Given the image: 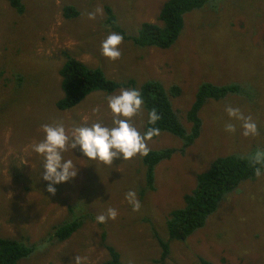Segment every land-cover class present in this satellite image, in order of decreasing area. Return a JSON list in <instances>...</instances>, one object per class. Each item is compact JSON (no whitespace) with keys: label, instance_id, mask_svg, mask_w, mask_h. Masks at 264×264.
<instances>
[{"label":"rangeland","instance_id":"obj_1","mask_svg":"<svg viewBox=\"0 0 264 264\" xmlns=\"http://www.w3.org/2000/svg\"><path fill=\"white\" fill-rule=\"evenodd\" d=\"M165 1L23 0L20 14L8 0H0V235L37 244L34 254L18 264H75L78 255L84 264H101L109 257L104 232L127 264H160L162 248L154 232L167 238V217L184 205L197 173L208 170L217 156L255 157L264 150V0H215L204 11L194 10L170 48L140 47L124 38L120 60L101 54V41L115 32L105 22L106 5L113 7L127 34L134 35L144 21L161 23ZM66 5H74L79 14L66 17ZM97 9L102 13L89 19L88 13ZM68 55L118 82L135 79L137 89L154 79L167 87L179 84L182 94L173 103L189 128L187 111L201 82H237L241 87L239 94L205 105L201 135L184 154L157 166L155 190L140 193L146 183L141 156L105 165L81 160L87 158L74 150L77 157L69 152L66 158L80 164L79 173L56 185L52 194L43 180L42 157L32 151L43 138L41 126L62 121L71 130L85 118L89 124L98 119L110 124L106 97L123 89L95 91L77 106L59 109L57 101L64 95L60 68ZM229 105L253 118L258 135L245 137L238 121H232L235 134L224 132ZM146 119L144 108L133 123L144 131ZM182 146L180 138L163 131L149 142L150 149ZM129 190L137 192L139 211L125 198ZM109 207L117 210V218L97 223L96 216ZM75 216L85 219L72 237L49 241L55 224ZM170 249L164 264H201V258L214 264H264V176L227 193L202 228L184 242L171 241Z\"/></svg>","mask_w":264,"mask_h":264},{"label":"trees","instance_id":"obj_2","mask_svg":"<svg viewBox=\"0 0 264 264\" xmlns=\"http://www.w3.org/2000/svg\"><path fill=\"white\" fill-rule=\"evenodd\" d=\"M8 1L18 13H24L23 0ZM214 1L166 0L159 14L161 23L144 21L138 33L134 35H128L122 28L110 5L105 7L107 12L105 22L112 30L122 34L125 39L132 40L137 46H157L166 49L172 47L180 38L186 26V15L194 10L204 11L211 7ZM78 14L79 10L74 5L64 7L66 17L70 18ZM60 75L64 95L57 101V106L61 110L77 106L92 92L100 90L112 93L124 87L135 88L136 84L135 79L126 82L111 79L101 68L90 67L71 55H68L66 62L60 68ZM240 87L241 85L237 82L215 83L209 80L201 82L191 107L187 111L186 118L191 123L189 128L182 120L180 109L176 108L173 103V98L182 94V87L179 84L167 87L162 81L154 79L148 80L142 85L139 90L144 96V108L147 115L144 131L150 127L147 124L148 112L155 108L161 116L155 126L160 128V132H169L183 142L181 148L151 149L147 157L141 156L146 173L145 186L140 190L142 196L146 194L147 190L156 189L157 166L178 152L184 154L201 135L203 127L201 112L205 105L210 101H220L231 93L239 94ZM256 167H264V165L254 164V157L235 153L217 156L210 163L208 170L198 172L196 186L191 192L184 195V205L173 209L167 217V238L157 230L154 232V236L162 248L158 262L164 264V260L168 258L171 252V241L181 240L184 242L196 230L202 228L207 217L217 209L227 193L233 192L248 180H256L258 178L255 174ZM84 219L85 217L75 216L55 224L49 235V241L69 239L82 226ZM106 237V232H104L103 242L109 257L101 264H127L122 259V253L114 245L106 242ZM36 250V243L0 235V264H18L22 259L31 257ZM200 261L201 264H214L205 258H201Z\"/></svg>","mask_w":264,"mask_h":264},{"label":"clouds","instance_id":"obj_3","mask_svg":"<svg viewBox=\"0 0 264 264\" xmlns=\"http://www.w3.org/2000/svg\"><path fill=\"white\" fill-rule=\"evenodd\" d=\"M97 13H102V9L88 13L89 19H95ZM123 41L122 34L109 32L101 41V54L111 61L120 60ZM106 101L112 114L110 124L102 119L89 124L85 118L84 123L74 124L71 130L62 121L41 126L43 138L32 145V151L42 157V176L44 181L49 182L48 192L55 194L56 185L68 183L77 177L80 164L66 158L69 152L76 156L74 150L87 158L81 160L99 161L105 165H112L115 159L131 160L150 154L149 142L160 135V128L155 126L161 119L158 111L153 108L148 112L147 124L150 127L141 131L133 123L145 107L144 96L139 89H120L118 93L108 95ZM93 111L97 112L98 109ZM225 111L228 120L223 122L224 132L235 134L237 127L232 121H238L245 137L258 135V125L251 116H246L240 108L231 105L226 106ZM254 164L264 165V150L256 152ZM255 174L257 177L264 176V167H256ZM125 198L134 212L140 210L141 203L135 190H129ZM117 215V210L109 207L96 216V222L104 224L109 220L114 221ZM84 259L78 255L75 264H84Z\"/></svg>","mask_w":264,"mask_h":264}]
</instances>
